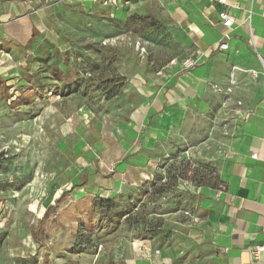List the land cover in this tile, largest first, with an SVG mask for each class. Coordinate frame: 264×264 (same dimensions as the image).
<instances>
[{
  "label": "rangeland",
  "instance_id": "374dc122",
  "mask_svg": "<svg viewBox=\"0 0 264 264\" xmlns=\"http://www.w3.org/2000/svg\"><path fill=\"white\" fill-rule=\"evenodd\" d=\"M169 6L17 0L0 59V264H227L204 211L218 161L202 151L234 127L221 86L213 109L191 95L204 55L187 58L207 34Z\"/></svg>",
  "mask_w": 264,
  "mask_h": 264
},
{
  "label": "crops",
  "instance_id": "0c3cea01",
  "mask_svg": "<svg viewBox=\"0 0 264 264\" xmlns=\"http://www.w3.org/2000/svg\"><path fill=\"white\" fill-rule=\"evenodd\" d=\"M168 1L171 13L181 20L189 17L207 34L200 37L196 54L204 55L202 64L187 76L191 95L197 104L205 98L206 106L213 109L218 94L212 86L219 85L220 110L231 115L227 120L234 127L231 136L221 139V147L207 140L204 154L202 151L207 160L218 161L220 182L219 189L206 191L204 211L226 263L238 264L250 260V248L264 241V0H226L225 4L219 0ZM235 3L239 7L228 48L220 50L218 43L225 28L218 13ZM12 45H17V0H0V59L3 49ZM171 94L169 91L166 96ZM149 243H143L150 253L145 259L152 261L156 254Z\"/></svg>",
  "mask_w": 264,
  "mask_h": 264
},
{
  "label": "built area",
  "instance_id": "2783aa9c",
  "mask_svg": "<svg viewBox=\"0 0 264 264\" xmlns=\"http://www.w3.org/2000/svg\"><path fill=\"white\" fill-rule=\"evenodd\" d=\"M219 2L225 4L226 0H219ZM238 4H232L230 6V9H223L218 13V17L220 19L221 24L225 28L222 37L218 43V49L220 50H225L228 48V39L230 38V32L232 29V25L234 22V13L238 9ZM200 59V55L193 56L192 58H187V64L188 66L193 65L197 60ZM262 64V69L264 72V62L261 61ZM255 73V71H253ZM214 90L220 91V88L216 85L212 86ZM253 157H255V154H252ZM136 249L140 251L142 255H147L149 252H146V247L143 243H137L136 244ZM150 251V250H149ZM155 254L158 253V250H153ZM249 256L250 260L248 261H240L238 264H255L252 261H256L257 264H263V259H264V241L262 243L256 244L253 247L250 248L249 250Z\"/></svg>",
  "mask_w": 264,
  "mask_h": 264
},
{
  "label": "trees",
  "instance_id": "16d2710c",
  "mask_svg": "<svg viewBox=\"0 0 264 264\" xmlns=\"http://www.w3.org/2000/svg\"><path fill=\"white\" fill-rule=\"evenodd\" d=\"M51 88V87H50ZM45 90V87L43 85H39L36 89L37 92L39 91H44Z\"/></svg>",
  "mask_w": 264,
  "mask_h": 264
}]
</instances>
